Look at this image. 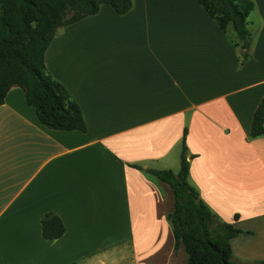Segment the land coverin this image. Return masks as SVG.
<instances>
[{
    "label": "crops",
    "instance_id": "obj_1",
    "mask_svg": "<svg viewBox=\"0 0 264 264\" xmlns=\"http://www.w3.org/2000/svg\"><path fill=\"white\" fill-rule=\"evenodd\" d=\"M252 1L245 50L195 0H134L123 15L103 5L57 33L46 67L87 131L47 128L22 88L8 92L0 264H121L126 246L128 264H186L167 219L174 192L147 172L174 171L185 129L190 184L242 231L237 262L264 264V137L249 138L264 98V0ZM48 213L59 239L43 236Z\"/></svg>",
    "mask_w": 264,
    "mask_h": 264
},
{
    "label": "trees",
    "instance_id": "obj_2",
    "mask_svg": "<svg viewBox=\"0 0 264 264\" xmlns=\"http://www.w3.org/2000/svg\"><path fill=\"white\" fill-rule=\"evenodd\" d=\"M195 1L224 34L232 30L238 36L237 46L248 49L249 17L255 10L252 0ZM133 4L134 0H0V107L8 92L17 86L24 90L28 105L35 108L43 126L86 132L79 105L49 74L46 52L61 29L97 15L103 5L123 15ZM248 57L244 52L242 63ZM187 134L185 129L177 174L170 170H147L169 184L174 192L175 208L167 219L172 227L175 250L184 246L186 264H239L231 241L242 231L221 221L189 182ZM261 137H264V98L255 111L249 133L250 139ZM42 228L48 240L59 239L65 233L62 220L53 213L43 216Z\"/></svg>",
    "mask_w": 264,
    "mask_h": 264
},
{
    "label": "rangeland",
    "instance_id": "obj_3",
    "mask_svg": "<svg viewBox=\"0 0 264 264\" xmlns=\"http://www.w3.org/2000/svg\"><path fill=\"white\" fill-rule=\"evenodd\" d=\"M180 151H181V149H180ZM180 156H179V158H178V164H177V166L175 167V169H174V173L175 174H177L179 171H180ZM123 251H122V255L121 256H123V260H126V261H123L121 264H128V262H127V260H128V258H127V252H128V249H127V246L126 247H123V249H122ZM121 256H115V258L118 260V261H120L121 260Z\"/></svg>",
    "mask_w": 264,
    "mask_h": 264
}]
</instances>
